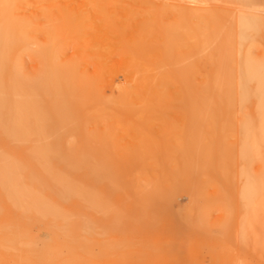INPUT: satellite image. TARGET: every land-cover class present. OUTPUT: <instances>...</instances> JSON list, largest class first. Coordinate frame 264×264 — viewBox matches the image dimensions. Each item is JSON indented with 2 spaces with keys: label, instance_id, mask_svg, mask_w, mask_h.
I'll use <instances>...</instances> for the list:
<instances>
[{
  "label": "rangeland",
  "instance_id": "374dc122",
  "mask_svg": "<svg viewBox=\"0 0 264 264\" xmlns=\"http://www.w3.org/2000/svg\"><path fill=\"white\" fill-rule=\"evenodd\" d=\"M0 45V264H264V0H0Z\"/></svg>",
  "mask_w": 264,
  "mask_h": 264
},
{
  "label": "bare ground",
  "instance_id": "6f19581e",
  "mask_svg": "<svg viewBox=\"0 0 264 264\" xmlns=\"http://www.w3.org/2000/svg\"><path fill=\"white\" fill-rule=\"evenodd\" d=\"M2 37H3V36H2ZM3 41H4V40H3ZM0 46H1V45H0ZM1 47H3V46H1ZM1 47H0V49H2V50L4 51V49L1 48ZM0 51H1V50H0ZM3 51H1V53H2ZM0 56L3 57V54H1ZM2 60H3V59H2ZM0 61H1V60H0ZM1 66H2V65H0V67H1ZM51 69H52V68H51ZM53 73L56 74L57 72L55 71V72H53ZM54 76H55V75H54ZM52 80L55 81V77H53ZM35 202H36V201H35ZM15 203H16V202H15ZM30 203H32V202H30ZM36 207H37V206H36ZM38 208H39V207H38ZM35 210H37V209H35Z\"/></svg>",
  "mask_w": 264,
  "mask_h": 264
}]
</instances>
